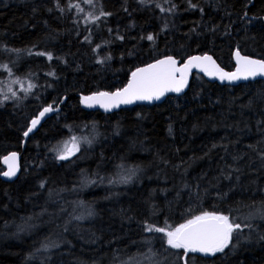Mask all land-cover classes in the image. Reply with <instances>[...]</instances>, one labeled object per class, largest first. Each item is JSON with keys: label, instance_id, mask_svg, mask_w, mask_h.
I'll return each instance as SVG.
<instances>
[{"label": "trees", "instance_id": "trees-1", "mask_svg": "<svg viewBox=\"0 0 264 264\" xmlns=\"http://www.w3.org/2000/svg\"><path fill=\"white\" fill-rule=\"evenodd\" d=\"M234 50L264 60V0H0V161L66 97L27 139L16 180H0V264H264V81L195 74L183 96L112 114L77 98L164 56L232 71ZM204 212L241 225L221 252L145 230Z\"/></svg>", "mask_w": 264, "mask_h": 264}, {"label": "snow or ice", "instance_id": "snow-or-ice-1", "mask_svg": "<svg viewBox=\"0 0 264 264\" xmlns=\"http://www.w3.org/2000/svg\"><path fill=\"white\" fill-rule=\"evenodd\" d=\"M88 2L90 3L91 0H88ZM147 39L153 40V36L149 35ZM40 54L43 55V53ZM235 55L238 62L235 72H224L219 67H216L215 72H210L209 75H219L222 81L248 79L258 75L264 76V60L242 57L239 51ZM48 58L52 59L51 55ZM206 61H211L215 66V62L207 55L190 58L183 68L175 67L177 61L172 57H167L164 60L157 61L155 64L148 65L146 68L137 69L132 73V80L123 90H118L114 93H99L97 96L85 97L84 100L91 107V102L100 103V97H107L110 103H101V106L106 109L118 107L120 104H130L133 100H158L167 91L180 92L187 82L186 74L188 70L192 67H202L203 62ZM202 70L207 71L206 68H202ZM177 72L180 73L179 79L176 76ZM51 110V107L45 108L40 115L43 116L44 113ZM38 122V120H33L32 128H29L24 135L27 136ZM15 158L16 153H12L5 160L6 162L8 160L14 161ZM67 158V155L59 156L61 160ZM3 175L9 177L15 175V168L10 166L9 171L4 172ZM245 226L250 227V225ZM145 230L165 233L168 245L175 249H185L186 252L216 253L223 251L228 246L232 239V233L240 231L241 225L230 222L229 217L226 215L204 212L171 231L151 225L147 226Z\"/></svg>", "mask_w": 264, "mask_h": 264}, {"label": "water", "instance_id": "water-1", "mask_svg": "<svg viewBox=\"0 0 264 264\" xmlns=\"http://www.w3.org/2000/svg\"><path fill=\"white\" fill-rule=\"evenodd\" d=\"M236 52H237V50H234L233 51V54H232V58H233V62H234V69L232 71H226V70L222 69L218 65V63L216 62V60L211 55H209V54H203V55L194 54V55H191V56L185 58L183 61H180L179 59H176V58H174L172 56H164V57L158 58V59H156V60H154V61H152V62H150L148 64H145V65H142V66L136 68L133 72H135L139 68H146L148 65L155 64L157 61L164 60L167 57H172L173 59H175L177 61L176 65H175V67H177V68H183L184 64H186L188 62V60L190 58H192V57H203V56L207 55V56H210L212 58V61L215 62V66L212 64L211 61H206V62H203L202 67H192V68H190L188 70L187 74H186L187 82L184 85V87L182 88V90L180 92L167 91L158 100L157 99H152V100H133V102L130 103V104H120L118 107H111V108H107L106 109L105 107H102L101 106V103H110V101L108 100L107 97H100L99 98L100 99V103L91 102L92 103V106L91 107L88 106V103L85 102L84 98L85 97H91V96H97L99 94V93H92V94H89V95L78 94L77 95L78 103H79L80 107L83 110H85V111H99L102 114H112V113H115V112H117L119 110L126 109V108H131V107H134L136 105H154V104H159V103L163 102L167 97H170V96H173V97L183 96L187 92V90L189 89L191 79H192L193 75H195V74L200 75L204 80H206L209 83H217L219 85H227V86H236V85L241 84V83H246V82H249V81H256V80L264 81V76H259V75L256 76V77H249L248 79H239V80H235V81H228V80H223L222 81L219 78V75H209L210 72H215L216 67H219L224 72H228V73L235 72L236 69H237V67H238L237 57L235 55ZM241 56L242 57H247L249 59L259 60V59H256V58H253V57H249V56H244V55H241ZM202 68H206L207 71L202 70ZM132 73L130 74V76H129L127 82H126V84L121 89H119V90H123L129 84V82L132 80ZM176 76H177V79H179L180 73L177 72L176 73ZM116 91H118V90H115L113 92H100V93H114ZM65 101H66V97H63L60 100V102L56 105V107H51L52 110L49 111V112L44 113L43 116H41L40 114L42 112H44V109L45 108H49V107L42 108L40 110V112H38L37 115L29 121L28 126H27L25 132H27L29 128H32V121L33 120H38L39 122L37 123V125L35 126V128H33L32 131L28 133L27 136L24 135L25 132L22 134L21 148H20V151L19 152H10V153H7L6 155H4L1 158L0 163H1V167L3 169L0 172V180L1 181L6 182V183H11V182H13V181L16 180V178L18 176V173H19V169H20L19 164H20L21 154L23 153V151L25 149V144H26L27 139L31 135H33L37 131V129L49 117H51L52 115L57 114L60 111V106ZM12 153H16L15 160L14 161L13 160H8L6 162L5 158L6 157H10ZM10 166H12V167L15 168V175L10 176V177L3 175L4 172H8L9 171ZM192 253L201 254V255H211L212 254V253H202V252H192Z\"/></svg>", "mask_w": 264, "mask_h": 264}, {"label": "rangeland", "instance_id": "rangeland-1", "mask_svg": "<svg viewBox=\"0 0 264 264\" xmlns=\"http://www.w3.org/2000/svg\"><path fill=\"white\" fill-rule=\"evenodd\" d=\"M22 86H23V84H21L19 87H22ZM11 89H12V87L8 88L6 92H8ZM77 148H78V142L77 141H75V140L65 141L59 146V148L57 150V157L59 158L60 155H67V156L73 155L74 153H76Z\"/></svg>", "mask_w": 264, "mask_h": 264}]
</instances>
